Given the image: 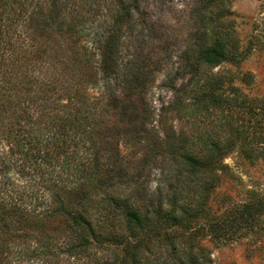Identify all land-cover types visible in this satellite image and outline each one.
<instances>
[{
  "label": "trees",
  "instance_id": "obj_1",
  "mask_svg": "<svg viewBox=\"0 0 264 264\" xmlns=\"http://www.w3.org/2000/svg\"><path fill=\"white\" fill-rule=\"evenodd\" d=\"M147 4L0 0V264H215L206 240L264 237V191L218 192L226 157L264 161V95L219 69L231 0H194L176 74Z\"/></svg>",
  "mask_w": 264,
  "mask_h": 264
},
{
  "label": "rangeland",
  "instance_id": "obj_2",
  "mask_svg": "<svg viewBox=\"0 0 264 264\" xmlns=\"http://www.w3.org/2000/svg\"><path fill=\"white\" fill-rule=\"evenodd\" d=\"M194 0H148L149 15L154 23L155 35L159 40L153 45L154 50L173 53L170 67L176 74L180 66L179 56L186 48L187 38L191 32L188 13ZM228 20L233 21L238 61L226 63L220 71L228 70L234 77L232 86L239 87L251 97L264 95V0H231ZM159 56H163L159 54ZM218 71V69L216 70ZM253 77L250 85L242 82L243 76ZM167 72L157 75L156 82L149 93V100L156 110V125L163 106L174 100V91L166 83ZM182 80L178 81L180 87ZM231 84H227L226 95H230ZM230 87V88H229ZM95 95L105 93L103 88L91 89ZM217 119H214L216 121ZM178 126L191 128L188 122H176ZM225 163L230 167L229 175L223 178L218 192L220 196H228L232 201H240L250 190L264 191V161L250 164L237 154L226 157ZM157 183L153 184L156 187ZM219 196V197H220ZM216 211L218 206L213 204ZM205 245L212 250L215 264H264V237L241 239L228 244H216L206 240Z\"/></svg>",
  "mask_w": 264,
  "mask_h": 264
}]
</instances>
